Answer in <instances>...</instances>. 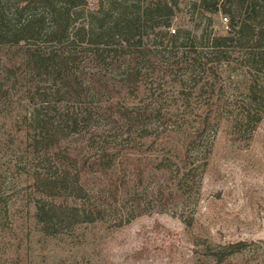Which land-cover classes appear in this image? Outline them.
<instances>
[{"label":"trees","instance_id":"1","mask_svg":"<svg viewBox=\"0 0 264 264\" xmlns=\"http://www.w3.org/2000/svg\"><path fill=\"white\" fill-rule=\"evenodd\" d=\"M18 1L0 0V56L9 51L0 64V104H14L32 222L45 236L75 240L80 229L112 230L130 222L135 209L123 197L130 194L127 200L139 207L135 195L146 183L164 209L193 193L212 151L202 146L210 117L187 118L179 129L168 122L179 119L176 111L194 90L216 85V68L228 64L237 48L245 50L242 61L254 72L245 118L257 108V120L264 115V79L256 77H264V19L256 13L235 21L225 10L231 19L224 33L195 37L199 43L188 45L190 33L172 28L175 0H113L105 9L97 0L101 8L89 10L81 23L80 9L89 0ZM249 1L237 0L236 11ZM257 2L264 11V0ZM202 4L209 10L210 2ZM166 78L176 90L164 110ZM175 134H182L180 143H173ZM12 214L0 192V233ZM247 246L244 240L209 242L204 254L215 264H237L234 259L248 253L245 264H264L262 252Z\"/></svg>","mask_w":264,"mask_h":264},{"label":"rangeland","instance_id":"2","mask_svg":"<svg viewBox=\"0 0 264 264\" xmlns=\"http://www.w3.org/2000/svg\"><path fill=\"white\" fill-rule=\"evenodd\" d=\"M111 1L101 0L103 8L110 7ZM202 1L175 0L172 28L190 33L188 45L199 43L195 37L224 33L231 19L225 10L231 9L235 21H240L241 16L252 20L254 13L258 21L264 19L259 0H250L239 12L237 0H207L211 4L209 10ZM100 6L97 0H89L81 7L77 23L88 21L89 10H99ZM144 40L146 45L151 42ZM7 52L2 50L0 64L6 61ZM244 54L245 50L239 48L230 53V62L216 68L217 75L220 72L216 85L194 90V98L184 100L176 111L179 119L168 122L179 129L187 118L189 121L194 116V121H201L204 116L210 117L202 146H209L212 151L205 172L194 178V192L164 209L157 205L153 185L146 183L135 195L139 207L127 200L130 194L123 197L128 209H135L130 222L112 230L80 229L75 240L65 234L45 236L33 224L30 178L20 169L26 154L21 143L22 129L14 124V104H0V192L13 213V222L0 233V264H20L17 253L25 264H215L204 254L209 242L214 246L239 240L248 242L249 252L258 249L264 258V115L257 120L262 112L257 108L245 118L254 72L251 70V74L242 61ZM256 77L263 82L261 73L257 72ZM171 79L163 82L167 85L163 97L168 98L160 101L164 110L176 90ZM175 135L173 143H180L182 134ZM198 156L197 163H201L202 155ZM246 255L234 260L245 264Z\"/></svg>","mask_w":264,"mask_h":264},{"label":"built area","instance_id":"3","mask_svg":"<svg viewBox=\"0 0 264 264\" xmlns=\"http://www.w3.org/2000/svg\"><path fill=\"white\" fill-rule=\"evenodd\" d=\"M225 20H226V18H225ZM173 32H175V31L173 30Z\"/></svg>","mask_w":264,"mask_h":264}]
</instances>
